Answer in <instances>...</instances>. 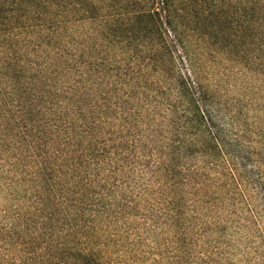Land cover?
Listing matches in <instances>:
<instances>
[{
    "label": "rangeland",
    "instance_id": "rangeland-1",
    "mask_svg": "<svg viewBox=\"0 0 264 264\" xmlns=\"http://www.w3.org/2000/svg\"><path fill=\"white\" fill-rule=\"evenodd\" d=\"M0 264H264V0H0Z\"/></svg>",
    "mask_w": 264,
    "mask_h": 264
}]
</instances>
